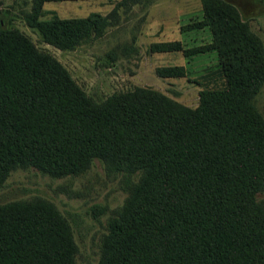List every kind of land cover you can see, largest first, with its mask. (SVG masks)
Returning <instances> with one entry per match:
<instances>
[{
  "label": "trees",
  "instance_id": "1",
  "mask_svg": "<svg viewBox=\"0 0 264 264\" xmlns=\"http://www.w3.org/2000/svg\"><path fill=\"white\" fill-rule=\"evenodd\" d=\"M41 39L70 49L103 27V17L39 19ZM210 40L184 55L213 50L221 81L198 92L189 108L147 87L94 102L49 53L0 18V184L15 168L53 177L79 174L93 159L129 177L96 264H264V117L254 104L264 84V55L236 7L201 0ZM159 76H181L182 65ZM135 176L136 179H131ZM76 245L65 219L42 199L0 203V264H74Z\"/></svg>",
  "mask_w": 264,
  "mask_h": 264
},
{
  "label": "rangeland",
  "instance_id": "2",
  "mask_svg": "<svg viewBox=\"0 0 264 264\" xmlns=\"http://www.w3.org/2000/svg\"><path fill=\"white\" fill-rule=\"evenodd\" d=\"M238 10L248 29L256 34L264 55V0H226ZM38 0H0L3 26L25 34L36 49L51 54L78 87L94 102L112 93L147 87L181 106L192 108L198 92L221 81L217 55L211 51L184 55L181 50L155 51L151 44L178 40L182 47L210 40L207 27L184 29L202 18L201 0H41L39 19L83 17L96 12L103 27L90 32L70 49L41 39L28 24ZM182 65L181 76H159L162 66ZM254 104L264 117V84ZM135 180V176H131ZM129 177L104 168L93 159L85 171L53 177L33 167L15 168L0 184V203L42 199L67 222L76 245L74 264H96L114 209L128 194ZM264 206V190L255 194Z\"/></svg>",
  "mask_w": 264,
  "mask_h": 264
}]
</instances>
